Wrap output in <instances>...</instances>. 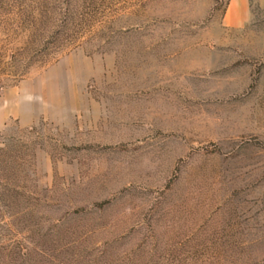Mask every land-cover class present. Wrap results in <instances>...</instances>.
Wrapping results in <instances>:
<instances>
[{
    "label": "rangeland",
    "instance_id": "obj_1",
    "mask_svg": "<svg viewBox=\"0 0 264 264\" xmlns=\"http://www.w3.org/2000/svg\"><path fill=\"white\" fill-rule=\"evenodd\" d=\"M0 264H264V0H0Z\"/></svg>",
    "mask_w": 264,
    "mask_h": 264
}]
</instances>
